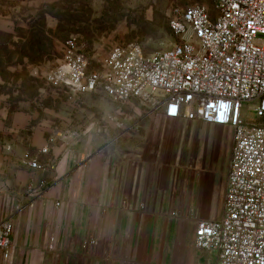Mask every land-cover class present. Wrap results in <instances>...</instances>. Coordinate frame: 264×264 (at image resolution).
I'll return each instance as SVG.
<instances>
[{
  "label": "crops",
  "instance_id": "obj_1",
  "mask_svg": "<svg viewBox=\"0 0 264 264\" xmlns=\"http://www.w3.org/2000/svg\"><path fill=\"white\" fill-rule=\"evenodd\" d=\"M20 70L14 63L0 69V217L13 226L8 264H194L198 257L201 262L205 254L193 246L196 223L175 216L185 204L178 187L182 182H217L214 164L178 172L156 160V148L127 154L101 149L93 125L83 126L70 148L47 146L53 128H69L70 123L59 110L49 118L50 105L36 106L31 88L17 75ZM94 94H86L84 103L96 108L98 103L109 112L104 99L95 103L88 97ZM128 105L138 112L142 104L133 100ZM183 122L195 123L145 112L135 126L145 124L147 131L129 135L145 134L153 147L161 135L170 144L172 130ZM46 146L48 152L42 154ZM25 156L37 157L47 167L31 169L21 163ZM228 164L229 159L227 170ZM212 193L209 184H202L198 195H187L198 220L221 216L223 194L219 206ZM90 240L95 242L91 252L83 248Z\"/></svg>",
  "mask_w": 264,
  "mask_h": 264
},
{
  "label": "built area",
  "instance_id": "obj_2",
  "mask_svg": "<svg viewBox=\"0 0 264 264\" xmlns=\"http://www.w3.org/2000/svg\"><path fill=\"white\" fill-rule=\"evenodd\" d=\"M211 1L212 12L199 4L172 8L171 48L146 55L135 43L114 46L97 69H90L87 44L70 37L61 63L44 80L75 96L102 89L119 107L139 100L147 114L166 120L230 128L222 214L197 220L193 246L211 255L208 264H264V0ZM244 104H253L255 120L242 117ZM80 136L78 130L54 127L47 146L67 149ZM21 163L38 171L47 167L27 156ZM12 232L11 220H2L0 252L6 261L12 254ZM94 244L90 240L83 248L91 252Z\"/></svg>",
  "mask_w": 264,
  "mask_h": 264
},
{
  "label": "rangeland",
  "instance_id": "obj_3",
  "mask_svg": "<svg viewBox=\"0 0 264 264\" xmlns=\"http://www.w3.org/2000/svg\"><path fill=\"white\" fill-rule=\"evenodd\" d=\"M192 4L203 5L210 12L213 10L211 0H0V69L10 63L21 68L17 75L31 88L36 106L50 105L49 118L56 116L59 110L57 114L66 118L70 129L81 132L83 126L88 129L93 125L102 142L101 149L108 148L116 153L124 150L127 154L134 149L146 153L156 148V160L177 168L178 172L190 170L194 164L204 167L214 164L217 182H182L178 187L184 193L185 204L184 211H177L175 216L196 223L195 204L193 200L187 202V195L190 192L198 195L201 185L209 184L213 201L221 205L231 150L230 128L183 122L182 126L172 130L170 144L159 135L160 140L157 145L154 142L153 147L145 134L142 138L129 135L131 131H147L145 124L135 126L137 120L144 118L146 107L138 105L136 112L133 108L130 111L129 105L116 106L108 101L102 89H98L88 97L95 99V103L104 99L111 106L105 113L98 103L97 108L84 103L85 95L75 96L67 88H51L44 80L46 72L61 63L65 42L70 37L87 44L90 69H97L98 61L114 46L135 43L146 55L171 48L175 44L169 29L171 10L175 6ZM191 44L198 47L196 40ZM155 94L159 100L160 94ZM242 117L247 121L256 119L253 104H244ZM50 122L61 124L54 120ZM159 129L163 131L160 124ZM181 197L178 195V203ZM3 216L1 221L5 219ZM188 256L192 257V254ZM198 258L194 259V264L204 261L208 264L211 255L200 257L201 262ZM0 264H8L1 252Z\"/></svg>",
  "mask_w": 264,
  "mask_h": 264
}]
</instances>
